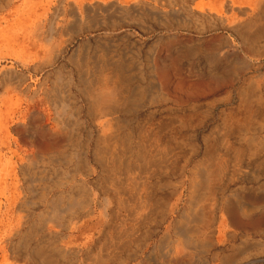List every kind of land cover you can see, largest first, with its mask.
I'll use <instances>...</instances> for the list:
<instances>
[{
	"label": "rangeland",
	"instance_id": "374dc122",
	"mask_svg": "<svg viewBox=\"0 0 264 264\" xmlns=\"http://www.w3.org/2000/svg\"><path fill=\"white\" fill-rule=\"evenodd\" d=\"M128 1L0 0V264H264V0Z\"/></svg>",
	"mask_w": 264,
	"mask_h": 264
},
{
	"label": "bare ground",
	"instance_id": "6f19581e",
	"mask_svg": "<svg viewBox=\"0 0 264 264\" xmlns=\"http://www.w3.org/2000/svg\"><path fill=\"white\" fill-rule=\"evenodd\" d=\"M77 1H79V0H77ZM93 1V0H92ZM247 1V0H246ZM250 1V0H249ZM248 1V2H249ZM259 1V0H258ZM44 2V1H43ZM81 2H82V0H81ZM85 2V1H84ZM90 2H91V0H90ZM129 1L128 0H125V3H128ZM218 2V1H217ZM217 2H214L215 3V5H216V3ZM26 3V2H25ZM31 3V2H30ZM37 3V2H36ZM130 3V2H129ZM213 3V4H214ZM247 3V2H246ZM250 3V2H249ZM43 4V3H42ZM206 4V3H205ZM220 4V3H219ZM35 5V4H34ZM203 5V4H202ZM207 5V4H206ZM248 5V4H247ZM49 6V5H48ZM81 6V5H80ZM213 6V5H212ZM244 6V5H243ZM246 6V5H245ZM250 6V5H249ZM254 6V5H253ZM25 7V6H24ZM30 7V6H29ZM42 8V7H41ZM97 8H103V5L101 4V3H98L97 4ZM216 8H217V6H216ZM215 8V9H216ZM219 8H220V6H219ZM36 9V8H35ZM214 9V10H215ZM118 10V9H117ZM220 10H221V8H220ZM220 10H218V12H220L221 13V11ZM12 11V10H11ZM27 11H28V9H27ZM32 11H34V9H32ZM40 11H41V9H40ZM39 11V12H40ZM50 11V10H49ZM133 11V10H132ZM8 12V11H7ZM29 12V11H28ZM134 12V11H133ZM30 13H32V12H30ZM46 13H48V12H46ZM219 13V14H220ZM24 13H22V15H23ZM35 14V13H34ZM18 15V14H17ZM27 15V14H26ZM36 15V14H35ZM30 16V15H29ZM43 16H45V15H43ZM7 17V16H6ZM12 17V16H11ZM23 17H24V15H23ZM35 17V16H34ZM37 18V17H36ZM39 18V17H38ZM46 18V17H45ZM9 20V19H8ZM32 20V19H31ZM8 22V21H7ZM31 22V21H30ZM23 23V22H22ZM35 23V22H34ZM4 24V23H3ZM9 24H11V23H9ZM17 24V23H16ZM28 25H29V23H27ZM31 24V23H30ZM59 25V24H58ZM12 26V25H11ZM30 26V25H29ZM52 26V25H51ZM248 27H250V25L248 26ZM12 28V27H11ZM37 28V27H36ZM38 28H39V26H38ZM50 28V27H49ZM4 29V28H3ZM6 29V28H5ZM4 29V31H6ZM8 29H10V28H8ZM35 29V28H34ZM38 31H40V30H38ZM240 32H241V30H239ZM5 33V32H4ZM10 33V32H9ZM36 33V32H35ZM241 33H243V31L241 32ZM33 34V33H32ZM5 35H6V33H5ZM228 35H230V34H228ZM262 36V35H261ZM8 37V36H7ZM11 37V36H10ZM250 37V36H249ZM23 38V37H22ZM51 38V37H50ZM232 38V37H231ZM251 38V37H250ZM12 39V38H11ZM14 39V38H13ZM25 40H26V38H25ZM256 40V39H255ZM37 41V40H36ZM12 42H13V40H11V44H12ZM25 42V41H24ZM16 43V42H15ZM44 43H45V41H44ZM238 43V42H237ZM255 43V42H254ZM22 44H24V43H22ZM58 44V43H57ZM10 45V44H9ZM48 45V44H47ZM58 46H59V44H58ZM18 47V46H17ZM23 47V46H22ZM33 47V46H32ZM238 47V46H237ZM240 47V46H239ZM52 48V47H51ZM56 48V47H55ZM58 48V47H57ZM61 48V47H60ZM20 49V48H19ZM54 49V48H53ZM36 50V49H35ZM220 50V49H219ZM45 52V51H44ZM105 52H108V51H105ZM227 52H229V51H227ZM6 53H7V51H6ZM8 53H9V51H8ZM7 53V54H8ZM18 53V52H17ZM35 53V52H34ZM10 54V53H9ZM12 54V53H11ZM223 55V54H222ZM14 56V55H13ZM17 56V55H16ZM39 56H40V54H39ZM87 56V55H86ZM152 56V55H151ZM9 57H12V56H10L9 55ZM15 57V56H14ZM227 57V56H226ZM235 59V58H234ZM14 60H16V59H14ZM264 60V59H263ZM253 62V61H252ZM219 64V63H218ZM223 65V64H222ZM44 66V65H43ZM220 66V65H219ZM229 66V65H228ZM110 67V66H109ZM217 67V66H216ZM108 68V67H107ZM38 69V68H37ZM153 69V68H152ZM136 70V69H135ZM105 71H107V70H105ZM109 71V70H108ZM171 71V70H170ZM173 71V70H172ZM178 73V72H177ZM124 74V73H123ZM231 75H229V77H230ZM120 78V77H119ZM135 78V77H134ZM114 79H115V76H114ZM137 79V78H136ZM40 80V79H39ZM37 81V80H36ZM32 82V81H31ZM106 82V81H105ZM112 82H114V81H112ZM109 85V84H108ZM228 86V85H227ZM96 87V86H95ZM94 87V88H95ZM108 88V87H107ZM223 88V87H222ZM86 89V88H85ZM88 89V88H87ZM86 89V90H87ZM219 90V89H218ZM224 91V90H223ZM26 93H28V92H26ZM213 93V92H212ZM220 93V92H219ZM221 94V93H220ZM224 94V93H223ZM222 94V95H223ZM90 95V94H89ZM220 96V95H219ZM234 96V95H233ZM12 97V96H11ZM105 94L102 92V91H100V92H98V93H96L95 94V97H94V100H95V103H96V106H97V108L98 109H102V106L104 105V103H106V102H108L109 100H105ZM9 98V97H8ZM14 97H12V99H13ZM20 98V97H19ZM197 98V97H196ZM9 100V102H11L10 100V98L8 99ZM198 100H199V98H198ZM13 101V100H12ZM26 101V100H25ZM91 102V101H90ZM12 104V103H11ZM108 105H110V104H108ZM111 105H114V102L111 104ZM110 105V106H111ZM179 105V104H178ZM184 105V104H183ZM9 106V105H8ZM240 108H244V109H247V98H246V92H242L241 93V106H240ZM260 109V108H259ZM2 110V109H1ZM262 110V109H261ZM50 111V110H49ZM97 111V110H96ZM3 113V115L5 114V112L3 111L2 112ZM25 114V113H24ZM30 114V113H29ZM45 114V113H44ZM48 114V113H47ZM1 115V114H0ZM15 115V114H14ZM17 115V114H16ZM7 116H9V114H7L6 115V117ZM243 116V115H242ZM1 118V117H0ZM3 118V117H2ZM20 118V117H19ZM24 118V117H23ZM23 118H22V120H23ZM257 118V117H256ZM4 119V118H3ZM10 119V118H9ZM14 119V118H13ZM258 119V118H257ZM7 120H8V118H7ZM189 121V120H188ZM251 121V120H250ZM16 122V121H15ZM22 122V121H21ZM47 122H48V120H47ZM158 122V121H157ZM167 122V121H166ZM241 123V122H246V120L245 119H241V120H237V123ZM2 123V122H1ZM0 123V124H1ZM3 123H6V122H3ZM12 123V122H11ZM252 123V122H251ZM170 124V123H169ZM127 125V124H126ZM168 125V124H167ZM171 125V124H170ZM157 126V125H156ZM155 126V127H156ZM106 127V125L105 124H103L102 125V128H103V135L101 136V141H103L104 142V144L106 145H108V140H109V138H111L112 137V135L114 136V134H113V131H112V129L110 128V127H108L107 126V128H105ZM172 127V126H171ZM1 128V127H0ZM171 129V128H170ZM138 130V129H137ZM174 130V129H173ZM156 131V130H155ZM180 131H182L181 129H180ZM257 131V130H256ZM2 132V131H1ZM168 132V131H167ZM262 132V131H261ZM155 133V132H154ZM254 133H256V132H254ZM2 134V133H1ZM152 134V133H151ZM180 134V133H179ZM261 134V133H260ZM162 135V134H161ZM160 135V136H161ZM251 135V134H250ZM2 136V135H1ZM182 136V135H181ZM118 136H115V137H113V138H117ZM153 137V136H152ZM26 138V137H25ZM113 138H111V140H113ZM149 138V137H148ZM170 139V138H169ZM138 140V139H137ZM142 140V139H141ZM34 141H36V140H34ZM4 142V141H3ZM6 142V141H5ZM37 143V142H36ZM3 144V143H2ZM123 144V143H122ZM122 144L118 141V138L116 139V141L112 144V145H108V148L114 153V155H116V153H118V155L119 154H121V148H122ZM155 144V143H154ZM171 144V143H170ZM1 145V144H0ZM7 145V144H6ZM18 145V144H17ZM241 145H243V144H241ZM8 146V145H7ZM167 146H169V145H167ZM5 147V146H4ZM1 148V147H0ZM107 148V149H108ZM137 148V147H136ZM256 147H251V149H255ZM179 150V149H178ZM264 151V150H263ZM153 152H155V151H153ZM173 152H175V151H173ZM264 153V152H263ZM3 154V153H2ZM98 154V153H97ZM2 157V156H1ZM134 157V156H133ZM171 159V158H170ZM129 161V160H128ZM115 163V162H114ZM138 163H139V161H138ZM112 164V163H111ZM177 165V164H176ZM12 166V165H11ZM13 167V166H12ZM12 167H11V169H12ZM171 168V167H170ZM13 169H14V167H13ZM155 170H156V168H155ZM227 172V171H226ZM95 176V175H94ZM155 179V178H154ZM150 180V179H149ZM260 181V180H259ZM1 182V181H0ZM163 182V181H162ZM80 184H83V182H80ZM196 184H197V179H196V173H193L192 174V179H191V192H190V197H192L193 196V190H194V188H195V186H196ZM237 184V183H236ZM255 184V183H254ZM3 186H4V184H3ZM155 187V186H154ZM4 190V189H3ZM13 190H14V188H13ZM12 190V191H13ZM11 192V191H10ZM11 194H13V193H11ZM158 194V193H157ZM121 196V195H120ZM126 197V196H125ZM161 197H163V196H161ZM14 198V197H13ZM128 199V198H127ZM15 201V200H14ZM17 201V200H16ZM13 202V199H12V201H11V203ZM60 203V202H59ZM180 206V205H179ZM68 207V206H67ZM32 208V207H31ZM67 209V208H66ZM128 209V208H127ZM174 214H176V213H174ZM174 214H172V215H174ZM264 218V217H263ZM54 219V217L52 216V220ZM92 219V218H91ZM89 221V220H88ZM145 221V220H144ZM53 222V221H52ZM150 222V221H149ZM10 223V222H9ZM56 223V222H55ZM6 224V223H5ZM86 224V223H85ZM100 224H101V222H100ZM99 224V225H100ZM87 225V224H86ZM102 225V224H101ZM7 226V225H6ZM79 228V227H78ZM50 229V228H49ZM99 230V229H98ZM83 231V230H82ZM183 232V231H182ZM1 233V232H0ZM95 233V232H94ZM78 239V238H77ZM154 240V239H153ZM72 241H74V240H72ZM164 245V244H163ZM133 247V246H132ZM76 248H82L81 246H78V247H76ZM156 248V247H155ZM203 248V247H202ZM163 249V248H162ZM156 250H157V248H156ZM181 250V249H180ZM50 252H52V253H54V252H56V253H58L60 256H62V257H70L71 256V254H69L68 253V251H66V249L65 248H62V250L61 249H59V247H57V246H55V245H53L52 247H51V249H50ZM148 252V251H147ZM161 253V252H160ZM169 254V253H168ZM7 255V254H6ZM72 255H76V256H78V252H74ZM171 255H172V253H171ZM5 256H3V258H4ZM2 258V257H1ZM0 258V259H1ZM201 258V257H200ZM3 261V260H2ZM2 261H0L1 263H2ZM4 261H5V259H4ZM184 262V261H183ZM184 263H186V262H184Z\"/></svg>",
	"mask_w": 264,
	"mask_h": 264
},
{
	"label": "crops",
	"instance_id": "0c3cea01",
	"mask_svg": "<svg viewBox=\"0 0 264 264\" xmlns=\"http://www.w3.org/2000/svg\"><path fill=\"white\" fill-rule=\"evenodd\" d=\"M196 3H198V0H196ZM250 108V103H249V101L247 100V109H249ZM248 121H250V120H247L246 119V122H248Z\"/></svg>",
	"mask_w": 264,
	"mask_h": 264
}]
</instances>
